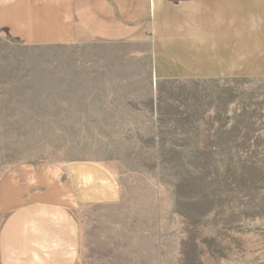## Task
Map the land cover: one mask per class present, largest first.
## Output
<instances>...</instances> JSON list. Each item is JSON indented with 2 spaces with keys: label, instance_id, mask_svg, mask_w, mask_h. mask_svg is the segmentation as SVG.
<instances>
[{
  "label": "crops",
  "instance_id": "1",
  "mask_svg": "<svg viewBox=\"0 0 264 264\" xmlns=\"http://www.w3.org/2000/svg\"><path fill=\"white\" fill-rule=\"evenodd\" d=\"M0 32L20 49L15 89L46 123L80 134L67 138L127 139L156 124L162 82L264 79V0H0ZM119 172L85 158L8 170L0 264H177L159 183L131 194Z\"/></svg>",
  "mask_w": 264,
  "mask_h": 264
},
{
  "label": "rangeland",
  "instance_id": "2",
  "mask_svg": "<svg viewBox=\"0 0 264 264\" xmlns=\"http://www.w3.org/2000/svg\"><path fill=\"white\" fill-rule=\"evenodd\" d=\"M17 50L0 32V179L21 163L112 160L131 194L159 183L177 264H264V79L162 82L156 124L127 139L67 138L80 134L46 123L32 93L15 89Z\"/></svg>",
  "mask_w": 264,
  "mask_h": 264
}]
</instances>
